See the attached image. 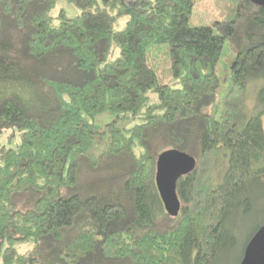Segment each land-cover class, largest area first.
Returning <instances> with one entry per match:
<instances>
[{
  "label": "trees",
  "instance_id": "1",
  "mask_svg": "<svg viewBox=\"0 0 264 264\" xmlns=\"http://www.w3.org/2000/svg\"><path fill=\"white\" fill-rule=\"evenodd\" d=\"M193 6L0 0V264L240 263L264 225V8L227 0L212 24L189 26ZM103 113L113 120L100 126ZM168 150L195 161L176 180V214L155 185ZM250 214L233 262L234 223Z\"/></svg>",
  "mask_w": 264,
  "mask_h": 264
},
{
  "label": "rangeland",
  "instance_id": "2",
  "mask_svg": "<svg viewBox=\"0 0 264 264\" xmlns=\"http://www.w3.org/2000/svg\"><path fill=\"white\" fill-rule=\"evenodd\" d=\"M227 0H194V6L191 12V15L188 20L189 26H204L210 25L220 16L218 15V11L221 10L222 7L225 6ZM62 6V5H61ZM69 14H72V8L70 6H65ZM74 10V9H73ZM124 24V19L118 21L117 29L121 28ZM166 47L165 46H154L149 49L148 56L151 62V65H154L157 69V74L159 80L161 82H168L170 78V64L168 63V59H166ZM154 62V63H153ZM254 85L255 83H251L247 93L246 99V107L250 108L253 105L254 100ZM113 120V116L108 115V113L100 114L96 117V123L100 126L103 124L110 122ZM135 121L126 119L118 122V127L129 128L134 124ZM263 127H264V117H263ZM18 142V139L12 138L8 144L14 146ZM104 144L102 142H97L92 146L91 152L94 154H98L103 148ZM224 161L221 160L216 166L215 176L219 179L224 170ZM264 204V202H263ZM256 218L254 215H244L240 217L238 222L234 223L236 226V235L238 236V245L236 251L234 252V258L232 261H236L238 256H240L242 249L244 248L247 238L251 235V233L256 228L257 223L255 222ZM19 251L22 250L21 247L18 246Z\"/></svg>",
  "mask_w": 264,
  "mask_h": 264
},
{
  "label": "water",
  "instance_id": "3",
  "mask_svg": "<svg viewBox=\"0 0 264 264\" xmlns=\"http://www.w3.org/2000/svg\"><path fill=\"white\" fill-rule=\"evenodd\" d=\"M264 8V0H249ZM189 155L168 150L161 153L156 163L155 185L166 211L176 214L179 200L176 195V180L194 167ZM239 264H264V225L260 227L246 245Z\"/></svg>",
  "mask_w": 264,
  "mask_h": 264
}]
</instances>
